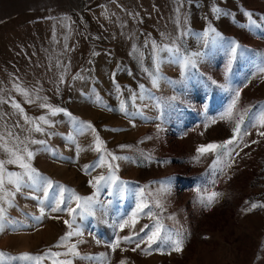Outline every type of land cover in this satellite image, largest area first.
Masks as SVG:
<instances>
[{
  "label": "rangeland",
  "instance_id": "374dc122",
  "mask_svg": "<svg viewBox=\"0 0 264 264\" xmlns=\"http://www.w3.org/2000/svg\"><path fill=\"white\" fill-rule=\"evenodd\" d=\"M213 7L222 10L219 18L213 14ZM245 12L252 13L257 27L246 26ZM209 25L226 41L235 40L240 45L234 58L226 44L205 45V38H198L196 34ZM185 30L193 34L183 37L182 49L200 54L195 68L185 70L182 76L180 65L169 62L167 52L160 53L163 78L153 87L144 71L153 68L152 41L168 44ZM134 46L142 57L134 53ZM261 58L264 0H0V95L14 96L29 117H38L48 110L25 103L12 84L38 86L39 95L47 97L48 103L67 109L95 129V133L89 129L76 135L75 143H69V117L64 113L49 116L55 122L49 132L57 134L34 132L32 137L46 140L57 155L36 152L32 167L75 194L90 196L94 189L88 181L107 173L106 167L87 173L83 170L84 165L98 159L99 154L89 147L98 134L107 150L131 158L116 162V174L130 182L128 189L147 185L146 191L156 193L160 182H168L169 191L157 197L163 209L154 211L173 239H183L179 252L165 245L159 251L153 246L149 254L141 251L146 244L133 251L136 243L123 241L113 251L109 245L117 236L129 235L130 229L121 230L119 222L135 207L136 197L134 191H126L123 198L108 196L105 189L98 197L105 205L103 209L98 207L94 215L83 219L76 217L73 227L79 225L82 235L56 246L70 230L64 221L71 217L67 211L53 213L47 207L41 215V205L33 197H43V193L29 195L31 190L24 188L15 195V206L5 205L15 223L0 231V251L43 256L49 250L65 253L67 245L80 241V254L95 260L61 255L45 258L41 264H53V259H71L72 264H120L121 260L125 264H264V137L258 135L264 126L246 117L242 125L246 134L242 138L238 134V139L227 146L230 156H222L215 166L216 153L194 159L198 146L230 140L239 114L247 106H257L254 111L264 107V73L257 71ZM229 59L232 63L226 74ZM64 66L65 83L60 84L58 73ZM77 73L85 78L73 80ZM114 73L121 89L119 96ZM141 84L154 98L137 99L140 113L126 116L119 111L120 99L127 101L132 92L140 94ZM237 90L240 97L233 118L220 119ZM97 96L99 103L95 102ZM127 107L129 112L136 111L131 101ZM0 112L8 114L0 119V131L10 128L23 139L27 133L15 127L23 120L13 114L10 104H0ZM76 144L83 149L79 154ZM119 145L131 147L121 149ZM29 147L36 151L40 145ZM6 158L0 152V159ZM7 168L21 171L17 165ZM197 190L200 195H221L205 207L197 198ZM253 203L258 206L251 208ZM75 206L74 200L68 205ZM149 222L147 216L141 217L135 230Z\"/></svg>",
  "mask_w": 264,
  "mask_h": 264
},
{
  "label": "snow or ice",
  "instance_id": "6c2138e0",
  "mask_svg": "<svg viewBox=\"0 0 264 264\" xmlns=\"http://www.w3.org/2000/svg\"><path fill=\"white\" fill-rule=\"evenodd\" d=\"M179 2V0H178ZM213 14L219 18L222 13V10L218 7L212 8ZM177 13H179V8H177ZM245 15L248 17V25L250 29L257 27V22L252 19V13L245 12ZM179 25V18L177 20ZM245 26V25H241ZM193 33L189 31H181L178 36L170 41L168 44L158 45L155 41H152V61L153 68L151 70L144 69L146 73H148L151 83L153 87H158L159 80L163 77L160 74V64L163 62V58L160 53L167 52L168 60L172 63H178L181 68V75H184L185 70L195 68L196 66V57L199 56V53H187L186 49H182L181 44L183 41V37L186 35H191ZM198 38L203 37L205 45L208 44H217L223 43L226 44L230 49L232 57L234 58L237 53L240 45L235 41H226L224 37L211 25L206 27L202 33L196 34ZM67 47V46H65ZM134 53L139 57H142V53L139 52V49H136L134 46ZM94 55L96 53H93ZM232 63V59L228 61V68L230 70ZM56 66L59 69L61 67L59 61L56 62ZM257 71L259 73H264V58H261ZM67 72V67H63V71L58 73V82L60 84L65 83V74ZM255 75V73H254ZM85 77L81 76L77 73L72 77L75 79H84ZM113 84L116 90L117 95H120L121 89L120 85L115 83V73L113 74ZM141 89V93L137 94L135 92L130 93L127 101L123 98L120 99L119 102V111L124 113L126 116L132 117L136 114L140 113V109L136 107L135 101L137 99L143 100L145 96L147 98H154L150 92L145 90V86L143 84L139 85ZM12 89L19 93L25 103L28 104H36L37 107L41 109H47V113L42 114L38 117H29L24 108L21 106V103L18 102L14 96H10L5 98L3 95H0V104H10L13 109V114L17 115L23 120V124L17 121L15 127L21 128L23 132H26L27 135L21 139V137L15 134L10 128L7 132L0 131V152L6 154V159H0V231H4L5 228L9 225L15 223L11 218L7 215V207H13L14 198L17 193H22L24 188L30 189L29 195L33 193H43V197L34 196L33 198L37 199L41 205L40 212L41 215H44L45 207L49 208L51 212H62L67 211L70 220H65V225L70 229L65 233L64 236L60 237L56 246L64 245V242L68 241L72 236H80L82 232L80 231L79 225L73 227L76 221V217L79 216L81 219L88 215H94L95 210L99 208H104L105 205L101 202L98 197L102 191L107 190L108 196H116L119 198H123L126 191H134L136 197V205L132 209L130 213L127 214L126 218H121L119 222V228L121 230L128 228L130 229L129 235L126 236H117L116 240L109 245L113 249V251L119 247L121 241L127 243H136V247L133 248V251L137 249H141L142 244H146V247L141 249L143 252H147L150 254V251L153 250V246L155 250L159 251L165 245L173 247L175 251H181L183 247V239L177 238L173 239V234L169 231L166 225H164L162 221V217L155 213V208L163 209V205L161 201L157 198L160 194L169 191L168 182L162 181L160 182V188L156 193L146 191L147 185L143 187H139L137 189H128L126 185L130 182L123 181L116 174L119 171V164L116 163L119 160H131L128 156H118L114 152L107 150L104 147V141L100 139L99 135L96 134L94 136V140L92 145H90V149L98 153V159L91 164H86L83 166V170L87 173L92 171L98 167L107 168V173H101L98 176H94L91 180L88 181L89 185L94 189L92 195L90 196H79L73 192V190L66 188L63 185H58L53 182L47 176H44L37 169L32 167L31 161L36 155V152L44 151L49 152L53 156H56V150L53 149L46 140H37L32 137V133H40L42 135H56L55 132H49V128L53 127L55 122L51 121L48 117L55 116L57 113H64L69 117V122L72 125V132H70L66 137V142L75 143V136L82 135L89 129L93 133H95L94 127L90 122H85L79 120V118L74 117L71 113L67 112V109L56 107L48 103L47 97H41L39 95L41 89L38 86H33L32 88H28L21 83L14 82L12 84ZM59 91V88H57ZM0 92H3V89H0ZM240 92L237 90L235 92L234 97L232 98L230 104L226 111L220 116V119H228L231 120L233 118V112L239 102ZM173 100L175 97L172 98ZM131 101L133 107H136L135 112H129L127 107V102ZM100 102V98L97 96L96 101ZM159 107V104L156 105ZM257 106L249 105L247 106L241 114H239V119L236 121L235 127L233 128V136L230 140H225L219 144L209 143L207 145H201L197 147L198 155L194 157L195 160H199L200 156L205 155L209 152L216 153L217 159L213 161V166H215L222 158V156H230L231 149L227 146L232 145L235 140L242 138L244 134H246L242 125L245 124L246 117L251 121H258L261 126H264V107L260 108L259 111H254ZM7 113L0 112V119H3ZM215 123V120L212 121ZM253 127L256 126L255 123H252ZM3 127L7 128V125ZM115 131V129H113ZM258 135L260 137H264V131H259ZM145 139H150V137H145ZM252 143H258V141H252ZM38 144L40 148L36 151H32L30 149V145ZM121 149L131 147L130 145H119ZM247 147V145H245ZM77 154L83 149H81L79 144H76ZM146 159H152L151 156L145 157ZM135 162V161H132ZM163 163V162H162ZM17 165L21 171H9L7 165ZM230 166V165H229ZM7 185H12V188H8ZM58 191V195H57ZM198 199L201 204L205 207L211 206V204L215 201V198L219 197L221 194L217 192L207 193L205 195H200L199 190ZM73 200L75 201V208L68 207ZM47 202V203H46ZM110 204L111 201H108ZM7 205V207H5ZM258 205L253 203L251 208H256ZM264 206V205H262ZM147 216L150 220L149 223L144 224L139 230L136 229V225L139 223L141 217ZM54 219H58L59 217H53ZM172 217H169L171 219ZM37 220L40 217H36ZM177 237H181V233H175ZM99 242V241H97ZM72 243L67 245V251L65 253L60 252H51L50 250L45 252L43 256H34L30 253H21L18 255H11L9 253H5L0 251V264H12L13 261L18 262V264H41V262L45 258H58L61 255L71 256L72 258H80V259H88L95 260L94 256H82L80 252L77 250V244ZM102 256L104 254H101ZM53 264H72L71 259H65L57 261L53 259ZM120 264H125L123 260L120 261Z\"/></svg>",
  "mask_w": 264,
  "mask_h": 264
}]
</instances>
